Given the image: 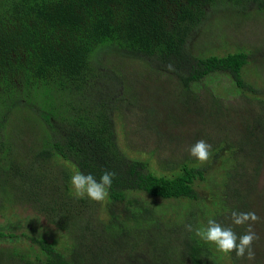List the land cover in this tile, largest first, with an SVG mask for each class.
Instances as JSON below:
<instances>
[{
    "label": "trees",
    "instance_id": "trees-1",
    "mask_svg": "<svg viewBox=\"0 0 264 264\" xmlns=\"http://www.w3.org/2000/svg\"><path fill=\"white\" fill-rule=\"evenodd\" d=\"M216 11L236 14L238 30L241 16L244 32L264 23V0H0V159L11 152L0 181L9 184L8 207L32 208L56 235L30 236L24 250L11 246L12 264L243 262L240 256L258 239L249 240L251 231H264V88L244 77L252 56L264 71V46L196 55L191 44ZM112 54L123 63H144L148 75L176 76L178 103L187 108L192 98L189 109L198 116L230 111L223 112L229 108L219 98L206 107L199 102L193 84L211 73L227 75L245 92L243 117L202 130L208 164L187 152L171 174H157L123 150L114 120L126 99L118 90L122 78L100 72ZM27 110L42 122L40 129L31 121L40 133L28 140V164L15 154L8 131L13 117ZM220 161L222 178L209 171ZM75 178L102 188L105 201L73 192ZM144 195L176 202L163 204L160 213Z\"/></svg>",
    "mask_w": 264,
    "mask_h": 264
},
{
    "label": "rangeland",
    "instance_id": "rangeland-1",
    "mask_svg": "<svg viewBox=\"0 0 264 264\" xmlns=\"http://www.w3.org/2000/svg\"><path fill=\"white\" fill-rule=\"evenodd\" d=\"M215 14L216 17L208 21L210 26L205 29L202 28L198 38L191 44V48L196 55L201 54L204 56L212 52H219L223 55L239 48L253 51L257 46H264V23H261L262 26L257 24L259 29L253 25L254 32L252 34L250 30L248 32L243 31L242 28L246 29L248 27L241 16H239V19L241 20L242 28L238 30L236 14L217 11ZM212 16L213 13L211 14ZM223 39H226V45H223V42H225ZM216 47L217 49L213 50ZM210 50L213 51L210 52ZM109 58L111 59L110 61H107L106 58L103 61L100 72L102 74L108 73L110 80L115 77H121L123 83H120L118 90L125 92L124 95L126 97L124 104L120 108H116L114 112L120 145L123 150L125 149L126 152H129L127 153L129 156L147 161L149 167L157 174H171V168L176 166L179 160H183L181 156L187 152L191 153L189 157L198 159L197 162L199 164H208V160L212 159L211 156L204 155L205 150H200L203 143L202 130L207 127H214L215 120H221L225 123L227 120L229 123H236L240 117H243V112L239 108L245 106L247 102L244 96L245 92L238 90L225 74L211 73L201 82L193 84L194 90L197 91V97L202 99L199 102L203 103L204 107L214 98H219L223 103V107L229 108L223 110V112L230 110L227 113H218V116L206 115L205 117L203 115L202 117L198 116L195 109H189V107H193L192 98L187 101V108L178 103L180 101L179 93L181 92H179L176 76H173L174 81L168 80L170 76L166 74L162 77L156 75V73L148 75L145 73L147 70L142 62L123 63L113 54ZM259 60L260 58L251 57L250 63L244 71V77L246 80L257 82L261 88H264V71L259 70L260 65L256 66ZM129 69H136L141 75L135 76L132 72L130 73ZM126 78H128L127 80L131 86L129 90L125 88ZM110 80L107 84L110 83ZM255 104L257 102L252 103V105ZM19 116H14L12 125L11 122L9 124V140L11 141L12 133L15 154L28 164L29 157L26 154V151H28V140L29 138H35V134L38 135L40 133L37 131L38 129L31 125V121L38 120L29 110ZM36 125L42 129V122L38 121ZM216 131L218 130H213L210 134L212 135ZM224 132V130H221V133L224 134ZM9 147L11 150V146ZM2 156L4 157L0 159V169H6L11 166V152H7V154ZM59 161L62 162L59 164L62 166L64 161ZM53 163L55 164V162ZM215 164H212L209 171L212 173L217 172L222 178L225 176L224 171L221 167L218 169L221 161ZM259 186L263 187L262 184H258L257 188ZM71 188L73 192L80 194L90 192L102 202L105 201L107 196L102 188L96 185L83 186L76 178L72 180ZM9 190V184L6 181H0V232H4V234L0 233V264H12L11 246L12 248L26 249L29 245L30 236L43 235L50 240L56 236L52 233V229L44 226L40 219L41 216L34 215L32 208L22 207L21 204L16 209L8 207ZM256 196L257 191L254 189L249 197L250 211L255 210ZM144 197L151 203L156 204V206L158 205L160 213L162 212L163 204L171 206L176 202L174 199L166 200L160 196L149 197L144 195ZM206 199L207 202L209 199V203L214 200L213 197H207ZM190 209L191 205L182 209L181 213H189ZM210 209L214 210L212 205ZM251 218L253 221L256 219L253 216ZM256 225V223L253 224L254 229H257ZM11 230L17 233L26 232L27 236L25 238H11L9 235ZM55 233L61 234L57 231ZM250 237L249 240L258 239L255 240L254 246L249 251L244 252L240 256L239 259L243 261L240 264H264V231L258 234L251 231ZM227 259L230 260L229 258Z\"/></svg>",
    "mask_w": 264,
    "mask_h": 264
}]
</instances>
